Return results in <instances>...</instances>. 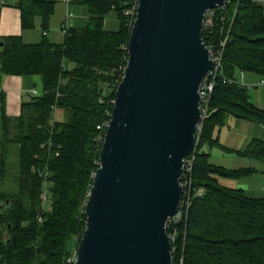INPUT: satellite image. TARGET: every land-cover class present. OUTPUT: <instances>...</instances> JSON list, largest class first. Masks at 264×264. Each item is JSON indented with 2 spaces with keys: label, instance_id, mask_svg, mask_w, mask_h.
<instances>
[{
  "label": "trees",
  "instance_id": "obj_1",
  "mask_svg": "<svg viewBox=\"0 0 264 264\" xmlns=\"http://www.w3.org/2000/svg\"><path fill=\"white\" fill-rule=\"evenodd\" d=\"M136 3L81 1L87 24L68 29L62 44L45 37L29 44L20 36H0V74L37 76L41 83V94L23 102L17 117L7 116L4 100L0 102V179L6 173L8 145L17 146L19 164L13 189L0 191V264H66L70 248L77 245L98 167L96 127L111 114L134 20L124 13ZM12 6L19 11L22 31L36 25L48 30L54 1L14 0ZM212 12L202 38L211 57L220 55L219 70L208 77L213 89L192 153L187 210L180 221L166 226L167 235L174 237L172 264H264V197L252 199L218 183V178L239 179L256 171L211 164L203 150L218 148L264 163V139H251L237 150L214 135L228 117L264 128V109L237 79V74H254L264 80V6L257 0H228ZM110 13L118 21L116 31L103 27ZM55 110L66 120L55 121ZM44 189L48 210L41 206ZM71 238L76 239L72 246Z\"/></svg>",
  "mask_w": 264,
  "mask_h": 264
},
{
  "label": "water",
  "instance_id": "obj_2",
  "mask_svg": "<svg viewBox=\"0 0 264 264\" xmlns=\"http://www.w3.org/2000/svg\"><path fill=\"white\" fill-rule=\"evenodd\" d=\"M226 1L137 0L74 264H172L166 222L179 212L199 89L214 69L204 21Z\"/></svg>",
  "mask_w": 264,
  "mask_h": 264
},
{
  "label": "crops",
  "instance_id": "obj_3",
  "mask_svg": "<svg viewBox=\"0 0 264 264\" xmlns=\"http://www.w3.org/2000/svg\"><path fill=\"white\" fill-rule=\"evenodd\" d=\"M52 1L55 2V10L53 15L49 19L48 30L45 33L39 28L38 25H36L34 29L22 31L20 27L19 11L12 6L14 0H7L4 4L0 1V36H20L25 43L29 44L39 43L42 37H45L51 43L62 44L64 41V35L61 32V28L65 23L68 14H71V17L66 22V29L81 28L87 24L88 14L86 8L81 4V1L83 0ZM258 82L259 80L257 81L254 79H250L248 83L256 85L258 84ZM36 84H41L40 78L37 76L18 77L0 74V102L2 98L5 103V113L7 116L17 117L19 115L21 104L23 102H27L30 99L31 91L35 90L34 88L36 87ZM254 96L255 100H257L260 104H264L263 94L256 93ZM258 108L264 109V105ZM254 124H247L253 131L252 135H250L247 140L250 141L254 138L264 139V128L262 126ZM238 164L239 167H237L236 169L251 168L256 172L250 176L242 177L239 179H227L229 181V188L240 189L245 193L247 197L252 199H256L255 196H257V198L259 199L263 198L264 163L253 160L252 162L245 163L238 162ZM242 179H246L245 181L249 183L248 187L244 182H240Z\"/></svg>",
  "mask_w": 264,
  "mask_h": 264
},
{
  "label": "rangeland",
  "instance_id": "obj_4",
  "mask_svg": "<svg viewBox=\"0 0 264 264\" xmlns=\"http://www.w3.org/2000/svg\"><path fill=\"white\" fill-rule=\"evenodd\" d=\"M264 6V0H257ZM134 6V5H133ZM125 14V13H124ZM126 15V14H125ZM112 24V26H111ZM118 21L116 20L115 14L110 13L107 15V18L104 23V29L108 31H116L118 29ZM245 76V80H240V74H237V79L240 84L246 85L249 87V84H247L250 79L254 80H261L262 78L260 76L254 75V74H243ZM264 79V78H263ZM246 81V82H245ZM264 81V80H263ZM252 84V83H251ZM252 88V87H251ZM249 90L250 99L253 101V103L257 107H262L264 104H260L257 100H255V94H263L264 95V85L263 86H257L256 88L253 87ZM36 91V95L41 94V84H36V87L34 88ZM53 118L55 121H65V114L61 112V110H55L53 113ZM247 124H254L252 122H246L241 119H236L233 117H228L226 119V123L224 126L217 128L215 131V137L217 136L220 144L233 148V149H243L246 144L249 142L248 137L252 135L253 131L251 127ZM255 125V124H254ZM257 126V125H256ZM248 141V142H247ZM204 152L209 153V161L210 163L218 166H222L228 169H236L239 167L238 162H252V159H246L237 157L233 154H227L223 151H221L218 148H212L209 149L207 146L203 148ZM224 158V159H223ZM98 164V163H97ZM5 170L6 173L2 176V179H0V191H9L13 189L14 185V178L16 174L19 171V164L17 160V146L16 145H8L5 153ZM262 167V166H261ZM252 178V177H249ZM246 179H242L240 182H244L247 187L249 186V183L245 181ZM218 183L222 185L223 187H230L228 186L229 181L227 179L218 178ZM238 188V187H237ZM256 199L257 196H255ZM261 197V196H259ZM41 206L44 208L43 210H48L49 203L48 201L43 202V198L41 199ZM40 222V219L38 220ZM75 244V240L73 238L70 239L69 244ZM74 246V245H73Z\"/></svg>",
  "mask_w": 264,
  "mask_h": 264
},
{
  "label": "built area",
  "instance_id": "obj_5",
  "mask_svg": "<svg viewBox=\"0 0 264 264\" xmlns=\"http://www.w3.org/2000/svg\"><path fill=\"white\" fill-rule=\"evenodd\" d=\"M135 11H136V5H134L132 7V9H131L130 12L126 11L125 14L126 15L135 16ZM212 16H213L212 10L211 11H208L206 13V18H205V21H204V26L205 25L207 26V25H210L211 24V17ZM70 17H71V14H68L67 17H66V21H65V23L63 24V26L61 28V32H62L63 35H65L67 33V31H68V29H66L67 28L66 27V22L70 19ZM211 58H212V60L214 62V69L204 78V80H203V82H202V84L200 86V89H199V94H200V103H199V106H200V109H201V112H202L200 123L203 120V118L206 116V111H207V106H208L209 98H210V95H211V92H212V89H213V82L208 77L209 76H212L213 77L217 73V71L219 70L220 55L219 56H214V57H211ZM240 80L241 81L243 80V75L242 74H240ZM257 85L258 86H263L264 85V81L261 80ZM251 87H252V84H249V88H251ZM31 95H36V91L35 90H32L31 91ZM110 115L111 114H109L107 116L108 118L106 120L104 119L102 121V123L99 124L96 127V129L98 131V134H97L96 138L94 139V141L98 144V146L100 148H101V145L103 143L105 130H106V128L108 126V122L110 120ZM200 123L197 126V134H199V132H200V127H201ZM50 145H51V142H48L45 145L42 144L41 147H44V146L46 147V146H50ZM100 148H99V151H100ZM192 161H193V155L192 154L187 159H185V161H184V165H183L182 170H181V173H180V179L182 178V180H181L180 183L183 186V195H182L181 201L179 203V212H178V214L174 218L168 219V221L166 222V226H167V223L168 222L171 223L173 221L174 222L180 221L181 218H182V216H183V210H187L188 202H189V200H188L189 199V188H190V177L189 176H190V172H191V168H192ZM201 191L202 190L199 189L198 190V193H201ZM42 198H43V202H46L47 201L46 189L43 190ZM169 240H170V242L173 241L174 240V237H169ZM76 246H72L70 248V252H69V254H68V256H67V258L65 260L66 264H74V262L76 260Z\"/></svg>",
  "mask_w": 264,
  "mask_h": 264
},
{
  "label": "bare ground",
  "instance_id": "obj_6",
  "mask_svg": "<svg viewBox=\"0 0 264 264\" xmlns=\"http://www.w3.org/2000/svg\"><path fill=\"white\" fill-rule=\"evenodd\" d=\"M261 186V185H260ZM241 191V190H240Z\"/></svg>",
  "mask_w": 264,
  "mask_h": 264
}]
</instances>
